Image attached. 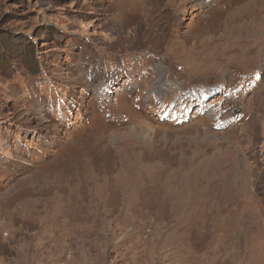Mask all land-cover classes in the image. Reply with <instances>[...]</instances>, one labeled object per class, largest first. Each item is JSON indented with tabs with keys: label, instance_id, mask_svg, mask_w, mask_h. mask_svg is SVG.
I'll return each instance as SVG.
<instances>
[{
	"label": "rangeland",
	"instance_id": "obj_1",
	"mask_svg": "<svg viewBox=\"0 0 264 264\" xmlns=\"http://www.w3.org/2000/svg\"><path fill=\"white\" fill-rule=\"evenodd\" d=\"M137 3L0 0V264H264V0Z\"/></svg>",
	"mask_w": 264,
	"mask_h": 264
},
{
	"label": "bare ground",
	"instance_id": "obj_2",
	"mask_svg": "<svg viewBox=\"0 0 264 264\" xmlns=\"http://www.w3.org/2000/svg\"><path fill=\"white\" fill-rule=\"evenodd\" d=\"M147 1H149V2H151V1H155V3H152V5L151 6H148V5H145L144 3H146ZM138 4V3H137ZM158 4V5H157ZM172 3H170L169 5H171ZM136 5V4H135ZM135 5H133V7L135 6ZM157 5V6H156ZM203 5V4H202ZM140 6H142V8H147V9H150V10H152V9H154V8H156V7H158L157 8V12H156V23H158V22H162L163 23V17H167L170 21H171V19L174 17V16H176L175 15V13L173 12V11H171V12H168L167 11V6H168V4L166 3V0H140V3L136 6V7H134V8H140ZM156 6V7H155ZM174 7V6H173ZM226 8V7H225ZM244 8V7H243ZM220 9V8H219ZM240 9V8H239ZM259 12L261 11L260 10V8H259V10H258ZM135 12H137V11H135ZM235 12V11H234ZM256 12V11H255ZM141 14V13H140ZM147 14V13H146ZM135 15H136V17L137 16H140L139 15V12H137V13H135ZM142 18H144V17H147V16H145V15H142L141 16ZM264 17V16H263ZM148 18V17H147ZM154 18H155V16H154ZM139 19V18H138ZM262 20H263V18H262ZM154 21V20H153ZM241 21V20H240ZM150 22V21H149ZM245 22V21H244ZM259 22V21H258ZM153 23V22H152ZM151 24V23H150ZM160 25H162V24H160ZM159 26V25H158ZM171 26H172V22H171ZM249 27V26H248ZM165 28V27H164ZM163 35V34H162ZM161 35V36H162ZM168 36V35H167ZM160 40V39H159ZM165 41V40H164ZM211 68V67H210ZM29 242H30V240H29ZM6 246H4L3 244H0V251H1V253L3 254L2 256L4 257V255L6 254ZM27 249L28 250H33L34 249V242H32L31 244H29L28 246H27ZM7 250H9V249H7Z\"/></svg>",
	"mask_w": 264,
	"mask_h": 264
},
{
	"label": "trees",
	"instance_id": "obj_3",
	"mask_svg": "<svg viewBox=\"0 0 264 264\" xmlns=\"http://www.w3.org/2000/svg\"><path fill=\"white\" fill-rule=\"evenodd\" d=\"M34 71V70H33Z\"/></svg>",
	"mask_w": 264,
	"mask_h": 264
}]
</instances>
